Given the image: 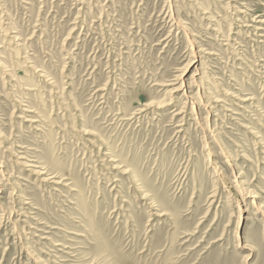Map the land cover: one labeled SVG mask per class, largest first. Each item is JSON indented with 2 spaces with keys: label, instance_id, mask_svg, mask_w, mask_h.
Returning <instances> with one entry per match:
<instances>
[{
  "label": "rangeland",
  "instance_id": "obj_1",
  "mask_svg": "<svg viewBox=\"0 0 264 264\" xmlns=\"http://www.w3.org/2000/svg\"><path fill=\"white\" fill-rule=\"evenodd\" d=\"M0 170V264H264V0H0Z\"/></svg>",
  "mask_w": 264,
  "mask_h": 264
},
{
  "label": "bare ground",
  "instance_id": "obj_2",
  "mask_svg": "<svg viewBox=\"0 0 264 264\" xmlns=\"http://www.w3.org/2000/svg\"><path fill=\"white\" fill-rule=\"evenodd\" d=\"M184 85V84H183ZM1 171V170H0Z\"/></svg>",
  "mask_w": 264,
  "mask_h": 264
}]
</instances>
